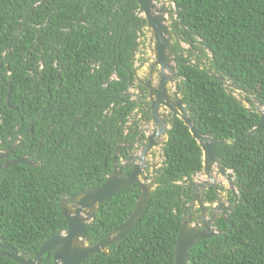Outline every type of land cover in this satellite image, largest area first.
<instances>
[{
	"label": "trees",
	"instance_id": "trees-1",
	"mask_svg": "<svg viewBox=\"0 0 264 264\" xmlns=\"http://www.w3.org/2000/svg\"><path fill=\"white\" fill-rule=\"evenodd\" d=\"M40 1L0 0V148L20 134L13 157L36 153L40 163L0 170V237L27 258L66 229L60 197L105 180L108 134L114 135L134 108L123 103L122 94L133 79L137 40L146 26L136 0H43L30 10ZM173 3L176 91L201 134L240 138L261 119L254 102L264 112V0ZM181 43L189 46L186 54ZM228 85L242 91L251 107ZM54 99L66 101L56 113ZM31 121L32 134L25 133ZM214 153L233 173L238 203L228 214L232 228L226 231L220 221L223 234L191 247L189 264H264V125L246 141L218 145ZM163 157L137 226L119 245L111 244L108 255L93 254L81 264H173L181 222L177 182L202 170L200 146L177 117L170 120ZM139 192L132 184L102 203L87 229V243L120 226ZM51 263L48 251L38 264ZM0 264L19 263L1 255Z\"/></svg>",
	"mask_w": 264,
	"mask_h": 264
},
{
	"label": "water",
	"instance_id": "water-1",
	"mask_svg": "<svg viewBox=\"0 0 264 264\" xmlns=\"http://www.w3.org/2000/svg\"><path fill=\"white\" fill-rule=\"evenodd\" d=\"M42 1L43 0L35 4L30 10L38 7ZM136 2L143 18L146 20L147 27L151 31L152 44L149 48V53H153V57L150 61V79L154 69L158 68L159 70V83L157 89L155 90L150 87V81L147 84V87L150 89V95H154L156 97V101L152 103L154 115H156L155 111L159 104L165 105L167 109L171 111L172 117H177L183 121V123L188 127L192 137L200 146L202 152V169L206 171L207 175L211 176V171L214 166L223 175H225V169L218 162L214 153V148L218 145L229 143H242L249 139L264 125L263 110L260 111L261 119L258 125L253 127L240 138L230 141L228 139H216L211 136L201 134L196 127V122L194 117L191 115V110L183 104L181 97L176 90L173 91L171 98L168 94L167 85L169 83L175 84L176 87L178 74L176 70L175 57L172 52V34L165 22L166 9L164 6L158 9L155 4V0H136ZM208 72L211 73L209 70ZM10 91L11 88L8 85V92L6 95L7 105L9 104L8 98ZM44 114L45 113H43L42 116H44ZM33 124L34 122L29 123L27 131L31 132ZM62 137L58 139L57 144H59ZM15 145L16 144H14L6 152L1 151L0 160L4 159V157H6L14 149ZM150 146L151 143L148 145V148ZM40 147L41 141L39 142L38 151ZM16 164L27 165L28 168H35L39 166L38 162L29 159L27 156H23L14 160L1 162L0 170L12 167ZM140 173V165H136L133 170L124 177L119 176V172L115 169L100 185L80 190L69 196H61L59 199V208L65 220V230L47 238L40 245L33 258H27L25 255L19 253L13 246L3 241L0 237V256H7L19 264H38L42 255L50 251L52 252L51 264H81L84 259L93 254L108 255L109 246L114 243L119 245L121 240L125 236L129 235L137 226L150 200L151 192L154 187L152 184L144 182V175H142V178L139 179ZM134 183L137 184L140 192L130 214L125 221L95 244H88L86 240V232L101 204ZM231 184H233V182H231ZM232 191L234 196L237 197V191L234 188H232ZM231 228L232 225L229 224L227 231ZM217 234L222 233L215 232L209 226H206L203 230L192 228L189 226L188 220L183 217L175 238L173 264H189L190 248L195 246L199 241L211 238Z\"/></svg>",
	"mask_w": 264,
	"mask_h": 264
},
{
	"label": "flooded vegetation",
	"instance_id": "flooded-vegetation-1",
	"mask_svg": "<svg viewBox=\"0 0 264 264\" xmlns=\"http://www.w3.org/2000/svg\"><path fill=\"white\" fill-rule=\"evenodd\" d=\"M157 1L161 2V0ZM163 1L167 2L168 0ZM149 73L150 70L147 73L146 79L141 80L136 77L133 69V79L130 82L126 92L122 94V97L126 98L123 100V103L128 102L132 106L134 105V108L126 116V121L124 123L121 121L118 123L117 127L115 128L114 135L111 136L108 134L109 141L106 145L104 165L107 161V158L109 157L110 166L107 170L105 178L115 169L119 172V176H127L136 165H140L141 173L139 174V179H141L142 175H144V182L147 184H152V186L154 185L155 188L157 185L156 180L159 175V170L161 169L163 162L161 167L156 168L151 162L152 151L160 144L161 141L164 140L165 136L167 139V131L170 128V120L174 117H172L171 111H169L163 104H159L155 111L156 115H154L152 103L156 101V97L154 95H150V89L147 87V84L150 81V87L156 90L159 83V78L157 77L158 80L155 84V81L152 80L155 70L151 75V79L149 77ZM114 77L115 76L113 75L112 78ZM133 86H136L135 93H132ZM169 97L171 98L172 96L169 94ZM64 103H66V101ZM64 103L57 104L56 100L54 99L52 103V112H58L59 108ZM46 111L49 112L50 108L46 109ZM46 111L44 112L45 114L47 113ZM41 117L43 116L41 115ZM31 122L35 123V121ZM27 127L24 129L25 133L27 132L32 134V128L31 132H29L27 131ZM19 128L20 127H17V130ZM48 132L51 133L52 129H50ZM166 139L164 140V143ZM22 140L23 138L21 135L17 134L13 143L9 147L0 148V152H6L14 144H16L14 149L6 157H4V159L0 160V163L3 161L19 158L13 157V152L18 144L22 142ZM40 141L42 146V138L37 140L38 146ZM150 143L151 146L148 148ZM23 156H27L29 159L38 162L35 160L36 153L32 154L31 156ZM227 170L228 169H225L226 174L223 175L216 168V171L212 170L211 176H208L206 171L202 169L191 176L190 179L184 178L183 181L177 182V184L181 185L182 187L179 205L181 208V219L183 217L187 219L190 227L197 230H203L206 226H209L215 232L223 234V231H220L219 229V227L223 225L220 223V221H223L228 228L230 224L228 220V214L238 203V192L237 197L234 196L232 184L229 181ZM147 172H152V174Z\"/></svg>",
	"mask_w": 264,
	"mask_h": 264
},
{
	"label": "rangeland",
	"instance_id": "rangeland-1",
	"mask_svg": "<svg viewBox=\"0 0 264 264\" xmlns=\"http://www.w3.org/2000/svg\"><path fill=\"white\" fill-rule=\"evenodd\" d=\"M162 3H166V4H162ZM155 4L157 6V8L159 9L160 7L164 6L166 9V24L168 25L169 29H170V22H171V13L174 14V3L173 0H168L167 2L161 0L160 1H155ZM141 17L142 13L139 14ZM171 32V31H170ZM138 47L137 50L135 52V56H134V62H133V69H134V74L136 75L137 78L139 79H146L147 77V73L150 70V61L152 60L153 57V53L150 54L149 53V48L151 46V31L150 29L147 27V25L143 28V30L141 31V33L138 36ZM172 43H173V35H172ZM181 47L183 49H185L184 54H186V49L189 48L188 45H186L185 43H181ZM206 55L209 56V52L206 51ZM202 61H206V59L204 57H202ZM155 74H153L152 80L155 81V84L158 80V74H159V70L158 68H155ZM178 79L176 80V84L178 82ZM137 83V81H136ZM136 85V84H135ZM167 89L169 91V94L172 96L173 91H175V84H168L167 85ZM228 90L229 92H231L239 101H241L247 108L251 107V104L245 99V94L240 91V90H232L230 89V86L228 85ZM136 92V86H133L132 88V93ZM254 107L257 108L259 111L263 110V107L257 103L254 102ZM166 139V136L164 138V140ZM164 140L160 142V144L158 146H156L153 151H152V157H151V162L152 164L158 168L161 167L162 162H163V156H162V146L164 143ZM213 171H216L215 166L212 168ZM228 172V176H229V181L233 182V173L231 170H227ZM147 173H151L152 172H147ZM154 187V185H153ZM152 187V188H153ZM232 188H234L236 191V187L234 185V182L232 184Z\"/></svg>",
	"mask_w": 264,
	"mask_h": 264
}]
</instances>
